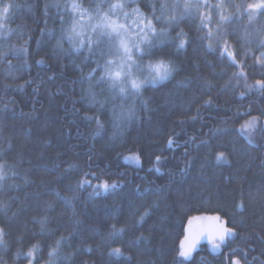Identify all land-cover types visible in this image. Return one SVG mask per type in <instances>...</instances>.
<instances>
[{"label": "trees", "instance_id": "16d2710c", "mask_svg": "<svg viewBox=\"0 0 264 264\" xmlns=\"http://www.w3.org/2000/svg\"><path fill=\"white\" fill-rule=\"evenodd\" d=\"M0 1L15 5L9 33L0 37V227L7 242L0 264H28L16 253L33 244L41 248L35 264H48L49 246L61 236L56 264L264 262V89L256 84L264 80V15L250 24L234 7L255 0L224 3L222 13L233 20L219 24L224 35L211 49L201 12L180 19L169 35L175 41L182 31L187 43L166 49L175 73L145 85L117 117L111 101L89 106V73L95 69L98 79L104 64L99 51L75 52L67 39L57 48L72 22L68 0ZM152 3L130 5L151 15ZM161 3L182 11L181 0H156L157 8ZM204 14L215 33L216 13ZM225 46L235 62L222 55ZM94 90L98 99L110 96L106 86ZM114 103L119 114L120 98ZM86 116H98L103 128ZM85 173L99 179L77 188ZM105 181L118 186L96 188ZM200 215L219 216L235 236L185 260L180 245L189 219ZM113 225L124 231L113 235ZM249 233L253 239L243 240ZM115 248L119 256L109 254Z\"/></svg>", "mask_w": 264, "mask_h": 264}, {"label": "snow or ice", "instance_id": "6c2138e0", "mask_svg": "<svg viewBox=\"0 0 264 264\" xmlns=\"http://www.w3.org/2000/svg\"><path fill=\"white\" fill-rule=\"evenodd\" d=\"M55 6L57 8L61 7L59 3ZM14 7L15 5L13 4L0 6V19L7 18L10 15V10ZM63 7L72 22L67 29L62 30V34L57 40V48L63 50V41L67 39L75 52H79L85 46L90 51L93 49L99 51L100 58L104 60L101 73L98 79L94 75L95 69L89 73V87L85 91L90 101V107L98 105L99 108H103L106 103L113 102L114 117L124 114V102L129 99L134 101V98L140 94L141 89L145 85H155L167 81L173 76L176 71V65L166 49L169 47L181 49L187 43L185 34L182 31L177 34L175 41L169 35V29L177 24L180 19L190 15L192 11L200 12L201 8H208L219 16L215 33L210 27L212 24L211 15L205 16L204 13H200L199 16L201 19V30L208 29L202 39L208 41L207 46L209 49L212 48L213 41L219 45L220 39L223 38L224 33L220 31L219 24L231 23L233 20L231 15H224L221 12L222 3L210 5L207 0L184 3L182 11L179 10L180 5L178 3H174L171 6L161 3L157 8L156 0H153V3L149 5L151 15H145L139 7L132 8L125 0H115V2L113 0H94L88 7H85L80 0H68ZM234 7L237 13L247 17L250 24L256 20L257 16L264 15V0H259L258 3H248L246 6L234 5ZM127 8H132L131 12L126 11L125 9ZM169 12H171V15H168ZM134 17L135 19H133ZM60 19L63 25V16ZM156 24L164 26L158 29ZM226 44L227 42L225 41ZM258 48H264V40L260 41ZM15 51L26 52L27 49L20 48ZM223 54H227L235 62L233 53L228 52L226 46L223 49ZM260 59L264 61V51L261 52ZM37 63H42V61ZM98 67H100L99 64ZM93 80H95V84L92 83ZM256 84L260 89H264V80H258ZM105 86L110 96L105 99H98L97 92L94 89L99 87L101 92H103ZM117 97L121 100L119 105L121 112L119 114L116 112L117 106L114 103ZM131 114L132 110L128 109V115L130 116ZM85 118L88 120L94 119L97 126L103 128V123L98 116H86ZM168 143L171 147L172 141L169 140ZM222 157L223 153L218 156V159ZM2 168L3 165H0V181L5 178ZM91 179H99V177H96L95 174L85 173L84 178L78 182L77 188H83L86 185L91 186ZM117 186L115 183L109 185L105 181L97 185L96 188H103L108 191L110 188L115 189ZM70 202L69 200L68 203ZM147 214V211H145L144 215ZM205 219L218 222L211 229L210 238L213 241H217L213 243V248L219 249L226 239L233 236V230L219 223V216L192 217L188 221L189 229L192 230L194 228V222ZM142 220L143 216H141ZM41 224L43 228L45 221H41ZM195 227L197 231H194L191 237H185V241L188 242L187 247L185 242L181 243L180 255L185 259H188L192 251L195 250L196 245L199 243L200 235H204L209 231V229H205L199 224ZM112 228L113 235H119L124 231L123 228L117 229L115 225ZM5 237V230L0 227V247L2 248L7 247ZM65 239L64 236H61L55 241L54 246H49L48 264H56L61 243ZM39 251H41L40 245L33 244L26 253H21L18 250L16 258L19 259L23 256L24 259L28 260V264H35ZM109 254L119 256L121 249L115 248ZM235 264H239V262L236 261Z\"/></svg>", "mask_w": 264, "mask_h": 264}, {"label": "rangeland", "instance_id": "374dc122", "mask_svg": "<svg viewBox=\"0 0 264 264\" xmlns=\"http://www.w3.org/2000/svg\"><path fill=\"white\" fill-rule=\"evenodd\" d=\"M132 1L133 0H125V2L128 3V4H130ZM181 1H182L183 4L184 3H193V2H196V0H181ZM234 1L235 0H215L214 5L222 3L223 7L221 8V12H224V8H225L224 3L226 2V3L232 4ZM207 2H208V4H212L211 0H207ZM258 2H259V0H255V1H252L251 3H258ZM5 4L6 3H3V2L0 1V6H3ZM182 7H183V5H182ZM125 10L131 12V9H128L127 8ZM207 10H209V9L208 8H201L200 9V12L201 13H206ZM195 14H199V13H195ZM210 14H213V12L211 10H210ZM216 16L218 17V20H219V16L217 14H216ZM9 18H10V15L7 18L0 19V25H2V26H0V37L9 33V30H10L9 29ZM133 19H135V17ZM86 32H87V30H86ZM196 217H213V216H210V215H200V216H196ZM197 224L202 225L205 229H209V231L206 234H204V235H200V237H199V243L196 245L195 250L192 251L191 256L188 259L192 258V256L195 254V252L198 249H200L203 245H205V244L213 245V243H216L217 242V241H213L210 238L211 237V234H212L211 233V229H213L217 225L216 221H213V220H210V219H205V220H202V221L194 222V228L192 230L189 229V225H188L187 230H186V234H185V236H184V238L182 240V242H185V246L186 247H187V243L188 242L185 241V237L186 236L191 237L193 235V232L194 231H197V229L195 227ZM224 227L229 228L227 225H225ZM234 236H235V233L233 231V236L231 238L226 239L225 242L223 244H221V246H223L228 240L234 238ZM180 251H181V245H180ZM185 260H187V259H185ZM236 261H238L239 264H241V261L239 259H234V261H233L234 264H235Z\"/></svg>", "mask_w": 264, "mask_h": 264}, {"label": "bare ground", "instance_id": "6f19581e", "mask_svg": "<svg viewBox=\"0 0 264 264\" xmlns=\"http://www.w3.org/2000/svg\"><path fill=\"white\" fill-rule=\"evenodd\" d=\"M213 20H214V19H212V23L214 22ZM250 137H251V138L253 137V134H252V133H251ZM251 238L253 239V236H252V234H250V233H249V234H245V235L242 236V239H243V240H247V239H251ZM258 238H259V239L262 241V243L264 244V240H262L259 236H258ZM254 239H255V238H254ZM253 264H254V262H253ZM261 264H264V262H261Z\"/></svg>", "mask_w": 264, "mask_h": 264}, {"label": "flooded vegetation", "instance_id": "af4514ba", "mask_svg": "<svg viewBox=\"0 0 264 264\" xmlns=\"http://www.w3.org/2000/svg\"><path fill=\"white\" fill-rule=\"evenodd\" d=\"M203 246H208L209 249L212 250V251H216V250H219V249H220V248H219V249H214V248H213V245H208V244H205V245H203ZM235 259H237V258H235ZM233 261H234V259L231 261V262H232L231 264H234ZM241 264H242V263H241Z\"/></svg>", "mask_w": 264, "mask_h": 264}]
</instances>
